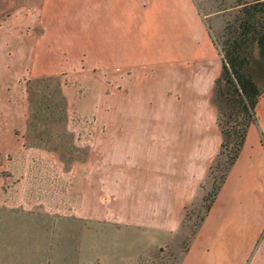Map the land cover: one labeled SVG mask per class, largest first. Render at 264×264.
I'll return each mask as SVG.
<instances>
[{"label":"crops","instance_id":"crops-1","mask_svg":"<svg viewBox=\"0 0 264 264\" xmlns=\"http://www.w3.org/2000/svg\"><path fill=\"white\" fill-rule=\"evenodd\" d=\"M6 11L0 52L32 53L27 63L49 69L45 73L108 69L109 91L83 114L92 122L67 125L87 152L67 170L48 173L45 201L11 198L17 182L8 192L0 186V223H7L2 209L11 217L42 212L145 229L151 242H167L198 196L222 139L214 99L222 58L195 1L0 0V13ZM259 37L253 44L263 60ZM16 61L8 59L18 66ZM255 112L178 264H264V90ZM26 116L20 100L0 106L3 165L22 156L16 131L26 130ZM15 175L9 167L8 180ZM13 219L9 223H21ZM85 242L78 240L81 247ZM80 252L78 247L75 257L81 259ZM100 256L109 264H132L128 256Z\"/></svg>","mask_w":264,"mask_h":264},{"label":"rangeland","instance_id":"rangeland-1","mask_svg":"<svg viewBox=\"0 0 264 264\" xmlns=\"http://www.w3.org/2000/svg\"><path fill=\"white\" fill-rule=\"evenodd\" d=\"M194 1L204 14L223 58L230 34L225 26L227 22L230 26L234 22L239 9L237 0ZM8 12L0 13V25ZM0 40L2 44L4 39ZM259 40L260 46L264 48V31ZM4 50L0 52L7 59L6 63L0 61V106H13L14 102L20 100L22 107L27 110V116L26 130L23 133L16 131L21 134L19 138L25 147L24 151L16 164L6 166L1 164L0 159V175L5 178H0V186L7 190L12 185L11 182H17L15 191H10L11 198L45 201L48 173L67 170L73 161L82 158L87 152L85 146L75 142L76 133L69 130L67 125L92 122V116L83 114L92 110L95 102L99 101L98 98L109 91L106 78L108 69L72 66L45 73L49 69L27 63L26 59H30L32 53L20 50L12 53L8 48ZM242 50L249 54L253 76L261 80L258 75L264 73V63L258 58L257 42ZM37 54L39 56L41 53L37 51ZM9 57L17 59L18 66L10 65ZM216 86L224 91L225 81L220 79ZM216 89L214 99L218 106L224 97ZM85 117L87 118L83 120ZM226 117L227 110L222 116L224 124ZM8 158L11 159V156L8 155ZM224 159L225 156L221 155L219 162ZM12 166L16 168L17 175L8 180L7 174ZM218 173V168L213 167L198 196L188 205L181 225L163 244L151 242L152 233L145 229L109 226L100 224L105 222L79 217H58L42 212L36 216L23 213L11 217L9 211L2 209L7 223H0V239L6 240L7 245L0 250V264H109L107 259L100 256L102 252H110L114 259L117 254L128 256L132 259V264H178L193 236L192 230L196 229V222L203 215V196ZM22 190L24 193L31 191V194L22 196ZM2 194L0 190V195ZM11 218L15 222L19 219L21 223H9ZM80 237L86 240L82 247L78 244ZM78 247L82 251L79 254L82 255L81 259L75 257ZM94 257L98 259L95 260Z\"/></svg>","mask_w":264,"mask_h":264},{"label":"trees","instance_id":"trees-1","mask_svg":"<svg viewBox=\"0 0 264 264\" xmlns=\"http://www.w3.org/2000/svg\"><path fill=\"white\" fill-rule=\"evenodd\" d=\"M237 5L239 9L234 22L231 26L227 22L225 26L230 34L224 48L221 74L215 79V84L220 79H223L226 84L224 91L219 90L218 86L215 87L219 95L224 97L223 103L218 104L217 115L222 139L215 158L209 166L207 176L215 166L219 173L213 177L209 190L203 196L205 200L203 215L196 222V229L192 230L193 234L209 210L229 168L237 158L248 126L257 119L255 105L264 90V73L260 74L262 82L257 83L251 70L249 54L243 53L242 50L251 47L264 29V0H237ZM226 110L225 125L222 122V116L225 115ZM221 155L225 156L223 162H219ZM5 245H7L6 240L0 239V250Z\"/></svg>","mask_w":264,"mask_h":264},{"label":"water","instance_id":"water-1","mask_svg":"<svg viewBox=\"0 0 264 264\" xmlns=\"http://www.w3.org/2000/svg\"><path fill=\"white\" fill-rule=\"evenodd\" d=\"M227 52V51H226Z\"/></svg>","mask_w":264,"mask_h":264}]
</instances>
